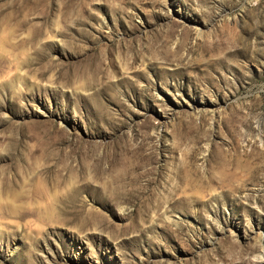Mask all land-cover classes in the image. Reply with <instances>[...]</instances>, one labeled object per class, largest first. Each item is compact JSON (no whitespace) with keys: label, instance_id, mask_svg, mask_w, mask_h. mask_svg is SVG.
I'll return each mask as SVG.
<instances>
[{"label":"rangeland","instance_id":"1","mask_svg":"<svg viewBox=\"0 0 264 264\" xmlns=\"http://www.w3.org/2000/svg\"><path fill=\"white\" fill-rule=\"evenodd\" d=\"M0 264H264V0H0Z\"/></svg>","mask_w":264,"mask_h":264},{"label":"bare ground","instance_id":"2","mask_svg":"<svg viewBox=\"0 0 264 264\" xmlns=\"http://www.w3.org/2000/svg\"><path fill=\"white\" fill-rule=\"evenodd\" d=\"M262 256H263V254H262Z\"/></svg>","mask_w":264,"mask_h":264}]
</instances>
